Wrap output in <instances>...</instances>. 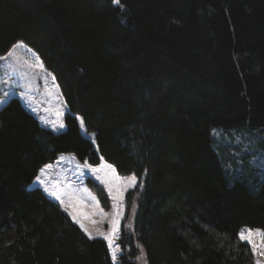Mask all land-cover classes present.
Listing matches in <instances>:
<instances>
[{"label": "trees", "instance_id": "1", "mask_svg": "<svg viewBox=\"0 0 264 264\" xmlns=\"http://www.w3.org/2000/svg\"><path fill=\"white\" fill-rule=\"evenodd\" d=\"M18 41L71 113L56 132L17 96L0 107V264H138L141 249L148 264L264 259V170L228 168L213 135L264 130V0H0V55ZM65 153L138 178L119 263L31 186ZM86 182L107 206L104 187Z\"/></svg>", "mask_w": 264, "mask_h": 264}, {"label": "rangeland", "instance_id": "2", "mask_svg": "<svg viewBox=\"0 0 264 264\" xmlns=\"http://www.w3.org/2000/svg\"><path fill=\"white\" fill-rule=\"evenodd\" d=\"M18 42L24 44L12 46L6 54L0 55V107L12 96H17L38 118L40 124L56 132L64 130L65 115L71 111L55 75L47 69L36 50L23 41ZM76 116L82 133L96 145L94 133L86 130L81 115ZM261 133L258 139L249 138L248 133L243 131L215 128V140L220 145L224 144L228 151L225 165L233 170L241 168L242 163L248 161L247 168L261 167L264 170V130ZM48 165L46 168H58L59 174L65 178L59 184L61 186L48 184L56 196L54 200L75 222L83 225L82 229L89 237L104 238L112 257L115 253L114 262L119 263L121 231L123 228L133 227L137 209L134 193H131L129 200L127 198L128 192L137 184L136 174H121L104 157H101L97 165H91L72 153L60 154ZM133 176L136 177L135 180H132ZM87 178H93L104 187L108 197L107 206L102 204L99 196L87 185ZM259 256L264 258V250L259 251ZM136 260L138 264H148L143 249ZM255 263L264 264V259H255Z\"/></svg>", "mask_w": 264, "mask_h": 264}, {"label": "crops", "instance_id": "3", "mask_svg": "<svg viewBox=\"0 0 264 264\" xmlns=\"http://www.w3.org/2000/svg\"><path fill=\"white\" fill-rule=\"evenodd\" d=\"M48 164H45L41 168L39 175L32 182L31 186H39L41 188L44 186V189H45L44 191L51 198L56 199L55 194L49 189L48 184H51L52 186H61L59 184H62L65 178L59 174L60 172L58 168H46L49 166Z\"/></svg>", "mask_w": 264, "mask_h": 264}, {"label": "snow or ice", "instance_id": "4", "mask_svg": "<svg viewBox=\"0 0 264 264\" xmlns=\"http://www.w3.org/2000/svg\"><path fill=\"white\" fill-rule=\"evenodd\" d=\"M113 2L115 3V4H117V5H119V3H120V0H113ZM136 179V177L135 176H133L132 177V180H135ZM119 213H117V215H118ZM81 227H83V225H81ZM114 231H115V228H114ZM240 239L241 240H248V239H250L248 236H245V235H243V234H241L240 235ZM113 259L115 260V253H113Z\"/></svg>", "mask_w": 264, "mask_h": 264}]
</instances>
